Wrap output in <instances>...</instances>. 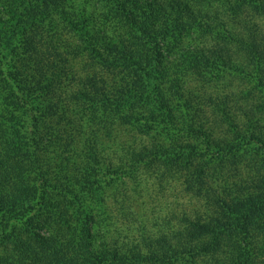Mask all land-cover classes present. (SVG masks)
Returning <instances> with one entry per match:
<instances>
[{
	"label": "trees",
	"instance_id": "1",
	"mask_svg": "<svg viewBox=\"0 0 264 264\" xmlns=\"http://www.w3.org/2000/svg\"><path fill=\"white\" fill-rule=\"evenodd\" d=\"M121 126L201 202L129 247ZM0 264H264V0H0Z\"/></svg>",
	"mask_w": 264,
	"mask_h": 264
},
{
	"label": "rangeland",
	"instance_id": "2",
	"mask_svg": "<svg viewBox=\"0 0 264 264\" xmlns=\"http://www.w3.org/2000/svg\"><path fill=\"white\" fill-rule=\"evenodd\" d=\"M119 129L116 140L107 142L111 145L104 148L106 163L113 159L126 171L109 187L108 235L112 243L122 247L135 243L143 245L144 237H158L174 230L180 218L199 209L201 202L186 191L180 182L163 179L154 170L140 168L136 176L129 175L127 171L130 165L122 160L125 151L121 148L146 142L147 139L129 128L121 126ZM106 178L111 176L106 175Z\"/></svg>",
	"mask_w": 264,
	"mask_h": 264
}]
</instances>
